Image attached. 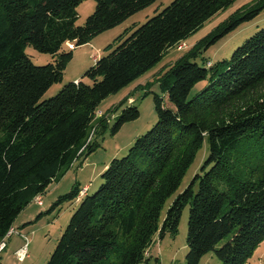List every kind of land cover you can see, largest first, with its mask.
Segmentation results:
<instances>
[{
    "label": "trees",
    "instance_id": "trees-1",
    "mask_svg": "<svg viewBox=\"0 0 264 264\" xmlns=\"http://www.w3.org/2000/svg\"><path fill=\"white\" fill-rule=\"evenodd\" d=\"M81 1L0 0V239L35 196L96 151L99 142L91 133L98 136L108 125L105 114L96 119L98 104L234 2L171 0L133 32L120 34L117 46L108 44L107 54L95 58L77 82L40 100L62 80L74 49L156 0H94L93 12L77 25ZM263 10L264 0L237 9L159 73L163 95H153L156 123L125 156L112 158L95 192L78 199L81 188L74 186L52 204L78 199L43 264H147L153 236L175 235L185 206V264H199L210 251L220 264H247L264 240V25L229 59H196ZM26 46L50 54L52 62L35 64ZM203 79L207 84L189 97ZM133 103L115 115L112 133L139 116ZM204 139L208 153L201 173L160 221Z\"/></svg>",
    "mask_w": 264,
    "mask_h": 264
},
{
    "label": "rangeland",
    "instance_id": "rangeland-1",
    "mask_svg": "<svg viewBox=\"0 0 264 264\" xmlns=\"http://www.w3.org/2000/svg\"><path fill=\"white\" fill-rule=\"evenodd\" d=\"M254 0H234L233 3L213 14V16L205 21L197 32L192 34L188 40L179 43L172 48L168 49L162 56L159 62L154 66L147 69V72L140 75L135 81L124 86L121 90L110 93L103 99L97 106L96 119L105 114L108 119V125L101 132L96 135L93 130L91 137H95L99 142L96 151L91 153L84 159L79 158L73 162L72 167L67 169L58 181L52 182L48 185L45 193L41 195L42 205L38 206L31 201L19 215L15 218L14 224L16 230L21 234L27 236L26 252L28 254L24 261H19L12 251L10 246L8 249L9 255L4 264H43L49 260L51 252L57 245V240L63 233V229L70 220L71 214L78 206V199L83 192L91 194L96 191L102 178L100 173L103 171L104 166L109 164L112 158H120L125 156L128 147L135 141L138 135L144 134L146 131L156 123L157 115L154 109V94L162 96L159 83L156 81L157 76L162 70L172 65L173 62L180 57L184 56L186 51L198 42L204 36H207L215 29L217 25L223 22L226 18L232 15L237 9L249 5ZM171 0H156L150 5L146 6L131 16L127 17L119 25L107 29L100 33L91 40V42L82 44L73 51V57L64 70V75L61 81L56 82L44 93L40 100L53 97L69 81H73L74 77H82L84 71L94 64V56L106 55L110 49H107L108 44L112 47L117 46L118 41L116 38L125 33L130 34L133 29L145 23L151 16L157 14L160 10L170 4ZM95 6L94 0H83L77 6L76 24L81 25L85 22V18L90 15ZM264 25V10L260 15L245 22L237 27L236 30L226 34L223 38L207 46L201 51L196 61L201 62V57L205 61L213 62L219 60L229 59L232 51L242 44L246 38L250 37L257 30L261 29ZM124 36V37H125ZM67 47H69L67 45ZM71 48V47H70ZM99 48V50L97 49ZM25 53L29 56L32 62L37 65L52 62L53 58L50 54L39 52L32 46L25 47ZM89 82L87 78H84ZM208 80H200L188 93L189 97L194 96L197 92L207 84ZM133 103L137 106L140 113L139 116L132 121L124 122V125L117 131L112 133L111 127L115 115L120 113L122 108L127 103ZM166 102L169 104L168 100ZM170 105V104H169ZM208 153L207 141L204 139L202 147L196 153L193 162L185 172L178 190L166 199V203L161 209L160 221L165 217L166 210L172 203L173 199L185 189L191 178L196 173L200 172V167L204 161V157ZM74 186L82 188L78 199H67L61 202V205L52 209V204L62 195L70 192ZM86 189V190H85ZM188 206L182 210L179 220L178 232L171 235L170 232H165L162 237L156 233L152 240V244L148 247L147 251L150 254L147 264H185V255L187 253V218ZM30 222L27 225L24 223ZM24 226V227H22ZM10 244L17 245L24 244L26 241L21 235L14 234ZM19 242V243H18ZM12 245V246H13ZM7 252V254H8ZM148 254V255H149ZM1 255V254H0ZM5 258V257H4ZM139 264H145L142 261ZM199 264H220L213 251L205 254L199 261ZM247 264H264V240L257 247L255 252L247 260Z\"/></svg>",
    "mask_w": 264,
    "mask_h": 264
},
{
    "label": "built area",
    "instance_id": "built-area-1",
    "mask_svg": "<svg viewBox=\"0 0 264 264\" xmlns=\"http://www.w3.org/2000/svg\"><path fill=\"white\" fill-rule=\"evenodd\" d=\"M69 47L74 48L73 44L71 42H68L67 44ZM77 82V81H75ZM86 190V189H85ZM84 190H82L80 195L85 194V192H83ZM87 191V190H86ZM33 202L36 204L41 205L42 204V197L41 195H37L33 198ZM14 234H18L21 235L23 237V239L26 241L23 246H21L16 252V257L19 258V261H23L25 259V257L27 256V252H26V245H27V236L23 234H21L20 232H18L16 230V228H14L13 226H10L8 228V230L6 231V233L4 234V236L0 239V253H2V251L6 248L7 246V241L8 239L14 235ZM146 255H148V252H146Z\"/></svg>",
    "mask_w": 264,
    "mask_h": 264
},
{
    "label": "crops",
    "instance_id": "crops-1",
    "mask_svg": "<svg viewBox=\"0 0 264 264\" xmlns=\"http://www.w3.org/2000/svg\"><path fill=\"white\" fill-rule=\"evenodd\" d=\"M189 38V37H188ZM188 38L186 39V40H188ZM185 40V41H186ZM91 42V41H90ZM90 42H88V44L90 43ZM98 50H99V48H97ZM98 56H94L93 57V59H94V61H95V58H97ZM73 81H77V80H79V77L77 76V77H74L73 79H72ZM106 166V165H105ZM105 166H104V168H105ZM83 187H87V192H88V185H85V186H83ZM82 187V188H83ZM81 188V189H82ZM86 192V193H87ZM80 197V196H79ZM78 198V197H77ZM36 204V203H35ZM38 206H41V205H39V204H37ZM28 223H30V222H26V223H24V225H27ZM13 227L14 228H16L15 227V224L13 223ZM22 227H24V226H22ZM13 236V235H12ZM12 236L8 239V241H7V246H6V248L2 251V253H0L1 255H0V264H4L5 263V260H6V258L8 257V255H9V252H8V249H9V246L11 247L10 248V250L12 251V254H14V256L16 255L15 254V252L21 247V246H23V244H21V243H19V244H15V245H13V244H10V242H11V240L13 239L12 238ZM13 245V246H12ZM7 252H8V254H7ZM27 256H28V254H27ZM27 256L25 257V259L27 258ZM149 256H150V254H149ZM5 257V258H4ZM24 259V260H25ZM23 260V261H24ZM21 262V261H20Z\"/></svg>",
    "mask_w": 264,
    "mask_h": 264
}]
</instances>
